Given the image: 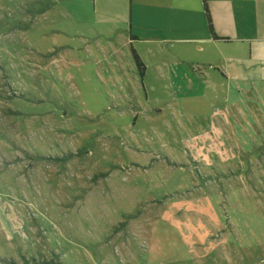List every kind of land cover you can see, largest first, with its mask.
<instances>
[{
	"label": "rangeland",
	"instance_id": "1",
	"mask_svg": "<svg viewBox=\"0 0 264 264\" xmlns=\"http://www.w3.org/2000/svg\"><path fill=\"white\" fill-rule=\"evenodd\" d=\"M96 12L0 0V264H264V127L222 170L189 165L188 143L148 147L183 169L145 160L177 129L135 123L133 98L175 89L136 78L128 47L121 71Z\"/></svg>",
	"mask_w": 264,
	"mask_h": 264
},
{
	"label": "crops",
	"instance_id": "2",
	"mask_svg": "<svg viewBox=\"0 0 264 264\" xmlns=\"http://www.w3.org/2000/svg\"><path fill=\"white\" fill-rule=\"evenodd\" d=\"M207 3L220 38L209 30L203 0H95L99 32L108 33L121 71L119 54L134 47L147 64L143 79L152 74L170 80L175 89L155 93L154 99L149 94L143 106L133 98L132 105L139 107L135 123L155 112L159 120L181 128L184 139L177 131L173 140L143 139L145 160L157 152L177 164V156L148 147L188 143L197 151L189 165L222 170L225 161L240 158L247 144L259 140L254 128L264 127L259 98L264 92V0ZM137 73L132 74L138 78ZM177 166L185 168L182 162Z\"/></svg>",
	"mask_w": 264,
	"mask_h": 264
},
{
	"label": "trees",
	"instance_id": "3",
	"mask_svg": "<svg viewBox=\"0 0 264 264\" xmlns=\"http://www.w3.org/2000/svg\"><path fill=\"white\" fill-rule=\"evenodd\" d=\"M203 6H204V10H205V13L207 16L208 27H209V30H210L212 36L215 38H220L214 29V24H213V20H212L211 14H210V10L208 7L207 0H203ZM132 52H133V57H134L139 75L141 78H143L146 74V71H147V64L145 63V61L143 60L141 55L138 53V51L134 47L132 48Z\"/></svg>",
	"mask_w": 264,
	"mask_h": 264
}]
</instances>
